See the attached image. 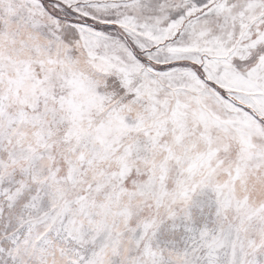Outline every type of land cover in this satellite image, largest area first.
Returning a JSON list of instances; mask_svg holds the SVG:
<instances>
[{
  "label": "snow or ice",
  "instance_id": "snow-or-ice-1",
  "mask_svg": "<svg viewBox=\"0 0 264 264\" xmlns=\"http://www.w3.org/2000/svg\"><path fill=\"white\" fill-rule=\"evenodd\" d=\"M0 264H264V0H0Z\"/></svg>",
  "mask_w": 264,
  "mask_h": 264
}]
</instances>
